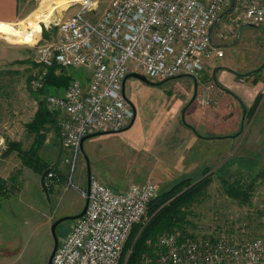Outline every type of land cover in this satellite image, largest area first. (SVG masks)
Wrapping results in <instances>:
<instances>
[{
	"label": "rangeland",
	"instance_id": "1",
	"mask_svg": "<svg viewBox=\"0 0 264 264\" xmlns=\"http://www.w3.org/2000/svg\"><path fill=\"white\" fill-rule=\"evenodd\" d=\"M81 1L38 0L34 2L30 16L13 25L12 30L20 36L19 42L14 36L9 42L0 38V177L16 176L8 197L0 201V264H47L54 244L51 225L60 218L79 214L84 208L87 163L81 151L76 159L67 152L62 153L55 171L46 177L47 180L45 178L47 197L40 183L42 174L22 167L16 153L1 157L7 142H20L25 150L30 147L33 136L28 134L26 125L38 109L37 91L31 88L33 73L38 69L35 62L37 45L53 40L60 23L76 12ZM111 1L94 0V10L87 18L98 20ZM233 9L220 18L213 31V45L223 52V57L209 62L196 79L195 101L189 104L195 83L188 77L151 81L159 84L156 86L129 79L125 83V96L136 110L133 126L126 131L91 138L84 143L83 149L91 179L115 192H122L130 185L151 183L157 195L170 191L182 180L196 182L206 169H210L213 174L211 185L205 197L191 210L192 226L188 228V235L201 240L246 242L264 239V94L255 119L244 122L236 136L224 135L215 132L218 101L213 93L216 87L212 91L209 87L215 85L214 80H219L221 74L232 76V71L243 74L245 68L253 72L258 70L243 75L244 78L257 73L261 75L264 70V23L234 25L233 36L221 41L218 34L224 24L230 26V20L238 16L239 11L236 13ZM48 11L52 14L39 23V36H22L20 28L25 22L35 14ZM24 61L27 63L15 64ZM68 71L72 80L82 84L87 81L88 75L83 69ZM43 89L37 98L45 102L56 123L46 126L48 130L42 132L46 138L39 155L51 166L49 168L54 169L52 165L59 151L57 121L60 114L46 103L45 98L60 96L67 88L60 94L61 90L48 88L44 83ZM206 95L212 101L211 105L201 104ZM244 158L249 163L243 161ZM227 160L231 161L226 171L236 178L242 174L244 180H249L263 172L248 204L232 201L223 193L215 172ZM146 215L147 211L142 221ZM73 224L74 221L69 220L57 227L58 243L68 236ZM157 252L155 242L151 254L146 253V256Z\"/></svg>",
	"mask_w": 264,
	"mask_h": 264
},
{
	"label": "built area",
	"instance_id": "2",
	"mask_svg": "<svg viewBox=\"0 0 264 264\" xmlns=\"http://www.w3.org/2000/svg\"><path fill=\"white\" fill-rule=\"evenodd\" d=\"M232 4L238 16L230 26L224 24L221 41L233 36L234 25L263 24L264 0H112L98 20L87 18L94 0H82L60 23L56 37L37 45L35 54L33 91L44 87L53 65L88 75L85 84L72 80L62 95L45 98L60 114L63 152L76 159L85 136L129 125L133 109L122 93L128 74L156 82L178 76L196 80L209 62L222 58L212 34ZM211 103L208 95L201 101ZM155 196L151 183L115 192L91 179L87 210L58 244L50 264H119L133 226L144 222ZM156 247L157 254L145 256L141 264H264L263 238L180 240L170 234L158 237Z\"/></svg>",
	"mask_w": 264,
	"mask_h": 264
},
{
	"label": "trees",
	"instance_id": "3",
	"mask_svg": "<svg viewBox=\"0 0 264 264\" xmlns=\"http://www.w3.org/2000/svg\"><path fill=\"white\" fill-rule=\"evenodd\" d=\"M40 30H42L41 26ZM46 35V32L43 31V36L46 37ZM19 63H27V61L16 62L15 64ZM68 70L80 69H64L53 65L48 69L45 77V86L51 89H59L61 90L60 94H62L73 79ZM256 72L258 70L252 73ZM44 89L35 92L38 109L32 121L26 125L28 134L33 136L30 147L25 150L20 142H7L5 152L3 151L4 153H2L1 157L4 158L12 152H16L22 167L36 174H42L47 171V177L51 172L55 171V168H49L51 166L47 165L39 155L46 138L42 132L48 130L47 127L49 125L56 123V119H54L53 113L45 106V102L37 98L38 95H42ZM261 101L262 94L259 93L253 105L245 111V122H251L255 119V114ZM58 129L59 127H57ZM242 160L249 163L247 158ZM230 161L227 160L225 165L220 166L215 172L220 179L223 193L232 201L248 204L256 183L262 177L263 172L250 177L249 180H244L242 174L238 175L239 178H236V176H232L226 171ZM251 161H254V159ZM212 177L213 174L210 173V169H206L202 174V178L198 181L182 180L174 185L170 191L157 194L147 207L146 220L133 226L123 247L119 264H141L146 253H152L150 251L153 245L158 237L162 235L178 234L180 240L194 239V235H188V228L192 226L190 221L191 210L207 194ZM15 182V175L10 176L6 180L0 178V201L8 197V190ZM49 193L51 192L49 191Z\"/></svg>",
	"mask_w": 264,
	"mask_h": 264
},
{
	"label": "crops",
	"instance_id": "4",
	"mask_svg": "<svg viewBox=\"0 0 264 264\" xmlns=\"http://www.w3.org/2000/svg\"><path fill=\"white\" fill-rule=\"evenodd\" d=\"M37 1L0 0V38L9 42L14 36L15 41L19 42L20 36L16 30H12L13 25H17L15 23H19L30 16L33 12V4ZM11 31H13L12 34ZM220 68L224 69L225 67ZM251 71L253 72V70H248L247 68L243 70V74L232 71V76L230 74H221L219 80H214L216 89L213 93L217 97V111L219 114L216 118L217 123L214 125L216 133L224 135L234 134L233 136H236L241 131L245 122L246 109L253 105L264 87V77H262L264 70L261 75L257 73L249 78L243 77V75L252 73ZM0 178L6 180L4 177Z\"/></svg>",
	"mask_w": 264,
	"mask_h": 264
},
{
	"label": "water",
	"instance_id": "5",
	"mask_svg": "<svg viewBox=\"0 0 264 264\" xmlns=\"http://www.w3.org/2000/svg\"><path fill=\"white\" fill-rule=\"evenodd\" d=\"M232 9H233V4H232L231 8H230L226 13H229L230 11H232ZM179 78H184V76H178V77H176V78H174V79H179ZM129 79L138 80V81H140V82H142V83H144V84L150 85V86H156V85H159V84H154L153 82H151L149 79H147L145 76H143V75H141V74H138V73H130V74H128V75L125 77V79L123 80V83H122V93H123V95H124V97H125L126 100H128V99H127V97L125 96V83H126V81L129 80ZM193 81H194V83H195V90H194L193 97H192V99H191V101H190L189 104H191L193 101H195L196 96H197V82H196L195 79H193ZM163 82H164V81H163ZM128 101H129V100H128ZM129 102H130V101H129ZM130 103H131V102H130ZM131 105H132V103H131ZM132 109H133V118H132L131 122L129 123V125H128L125 129H123V130H121V131H119V132L126 131V130L130 129V128L133 126V124H134V122H135V118H136V110H135V108L133 107V105H132ZM114 133H118V132L107 131V132H101V133L89 134V135L85 136V137L81 140L80 150H81V153L83 154V156H84V158H85V160H86V163H87V187H86V199H85L84 208L82 209V211H81L79 214H77V215H75V216H71V217H63V218H60V219L56 220V221L51 225V228H50V229H51V233H52V236H53V243H54V244H53V249H52V252H51L50 257H49V259H48L47 264H50V263H51V260H52V258H53V255H54V253H55V251H56V249H57V247H58V244H59V243H58L57 236H56V229H57V227H58L61 223H63V222H66V221H69V220H73V221H75L76 219L81 218V217L85 214V212H86V210H87V207H88V202H89V186H90V181H91V174H90V169H89L88 159H87V156L85 155V153H84V149H83V145H84V143H85L87 140L91 139V138H94V137H97V136L108 135V134H114ZM58 139H59V151H58V156H57L56 162L52 165V168H55V167L58 165V163H59V161H60V158H61V155H62V153H63V139H62L61 131H60L59 129H58ZM46 173H47V171H45L44 173H42L40 183H41L42 190H43L45 196L47 197V196H48V188H47V185H46V182H45Z\"/></svg>",
	"mask_w": 264,
	"mask_h": 264
},
{
	"label": "bare ground",
	"instance_id": "6",
	"mask_svg": "<svg viewBox=\"0 0 264 264\" xmlns=\"http://www.w3.org/2000/svg\"><path fill=\"white\" fill-rule=\"evenodd\" d=\"M58 1V0H57ZM52 2V1H51ZM60 2V1H59ZM54 3V2H53ZM40 13V12H39ZM51 11L47 12L46 14H35L33 15L29 21L25 22L21 28L20 32L22 36L24 37H30V38H36V36H39L38 31H39V23H42L49 19L51 15Z\"/></svg>",
	"mask_w": 264,
	"mask_h": 264
}]
</instances>
